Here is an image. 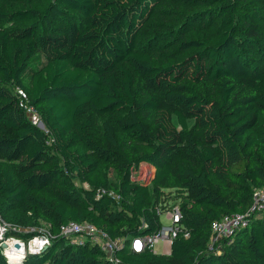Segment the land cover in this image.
Here are the masks:
<instances>
[{
  "label": "trees",
  "instance_id": "1",
  "mask_svg": "<svg viewBox=\"0 0 264 264\" xmlns=\"http://www.w3.org/2000/svg\"><path fill=\"white\" fill-rule=\"evenodd\" d=\"M42 1L0 0V213L54 238L19 262L0 248V264H264V211L207 250L211 223L247 211L264 186V0H175L178 25L198 26L148 51L139 38L166 0ZM143 162L149 183L131 177ZM169 200L189 238L167 257L125 249L113 263L58 236L69 221L149 234Z\"/></svg>",
  "mask_w": 264,
  "mask_h": 264
},
{
  "label": "built area",
  "instance_id": "2",
  "mask_svg": "<svg viewBox=\"0 0 264 264\" xmlns=\"http://www.w3.org/2000/svg\"><path fill=\"white\" fill-rule=\"evenodd\" d=\"M15 92L18 98V106L24 111L28 120L33 125L42 129L43 127H40L42 123L39 114L34 106L29 103L27 94L21 88H17ZM147 165V169L144 170L141 169L143 167L140 165V174L138 176H134L131 173L132 179L149 183L154 173H152L149 164ZM147 171H150V176L147 174ZM102 195H106L115 201L118 200V195L112 190H98L97 197ZM251 201V207L247 211L225 215L221 219L211 223V235L207 244L208 251L219 250L218 243L221 240L231 236L238 228L246 227L253 215L264 211V186L255 188L252 191ZM155 213L158 216L159 224L154 232L145 235L133 236L127 239L125 237L111 238L89 222L69 221L59 226L58 236L66 238L73 245H80L83 242L95 244L113 263H118L120 253L125 249L136 254L148 252L155 256L167 257L171 254L173 242L179 237L183 239L189 238V232L181 222L179 200H169L168 202L160 204L156 207ZM12 230L11 225L3 221L0 217V245H7L6 250H1L9 260L15 262H19L28 250H35V253L43 250L54 238L48 230H44L24 242L22 239L12 235L10 233ZM15 242L21 244V249H15L12 246ZM159 243L161 244V251L157 252L154 248Z\"/></svg>",
  "mask_w": 264,
  "mask_h": 264
},
{
  "label": "rangeland",
  "instance_id": "3",
  "mask_svg": "<svg viewBox=\"0 0 264 264\" xmlns=\"http://www.w3.org/2000/svg\"><path fill=\"white\" fill-rule=\"evenodd\" d=\"M48 2L49 0H43L42 1L43 7L46 6V3ZM174 3H175V0H166V4H164V6L162 7L161 12H159L155 16V18H153L147 24V26L142 30V35L139 38V42H140V47L143 48L144 51H148V48H147L148 44H151L153 48H155L158 45H160L161 42H164L167 38H172V37H173L172 41L174 43L172 47H174L177 44L176 42L178 41V39L181 36H184L186 32L192 28V26H198L197 22L194 24L185 25L184 27L178 25L177 22L179 21L176 18H181V13H179L178 11H175L174 6L173 7L170 6ZM199 24H201L200 31L206 30V32H211V28L209 26H206V24L204 23V20H202ZM165 32H168V35H165ZM166 47H168V42L163 45L162 49H166ZM94 125L96 126V124ZM190 125H192L191 122H190ZM140 165L143 168H141ZM139 167L142 170H144V169H147L148 165L143 162V163H139L138 165L133 166L131 173L134 176H138V174H140ZM150 167H151L152 173H154L153 167L152 166ZM104 171L107 172V168H105ZM147 174H149L150 176V171H147ZM108 176L111 180L114 179L113 173L110 170L108 171ZM74 185L84 188V189L88 188V185L86 183H80L78 181L74 182ZM0 217L3 221L11 225V228H13L12 231L16 230L14 233H16L17 236L15 235V237L22 239L24 242L27 241L28 238H31L32 236L37 234L38 232L47 230L43 225L41 226L40 224L39 225L37 224L36 225H26V224H17L16 220L12 222L8 221L3 218L1 213H0ZM164 222L166 223V221ZM12 231L10 233H13ZM154 249L157 252H160L161 244L160 243L156 244Z\"/></svg>",
  "mask_w": 264,
  "mask_h": 264
},
{
  "label": "water",
  "instance_id": "4",
  "mask_svg": "<svg viewBox=\"0 0 264 264\" xmlns=\"http://www.w3.org/2000/svg\"><path fill=\"white\" fill-rule=\"evenodd\" d=\"M40 127H43L42 124H40ZM0 248L2 250H6L7 249V245L6 244H1ZM15 249H21V245L19 246L18 244L14 246ZM35 250H28V252H34ZM35 253V252H34Z\"/></svg>",
  "mask_w": 264,
  "mask_h": 264
},
{
  "label": "bare ground",
  "instance_id": "5",
  "mask_svg": "<svg viewBox=\"0 0 264 264\" xmlns=\"http://www.w3.org/2000/svg\"><path fill=\"white\" fill-rule=\"evenodd\" d=\"M17 244H18L19 246L21 245V244H19V243L15 242L14 244H12V246H15V245H17Z\"/></svg>",
  "mask_w": 264,
  "mask_h": 264
}]
</instances>
